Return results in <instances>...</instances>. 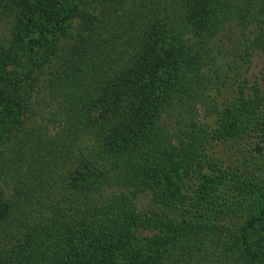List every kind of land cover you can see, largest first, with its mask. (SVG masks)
I'll return each mask as SVG.
<instances>
[{"label":"trees","instance_id":"1","mask_svg":"<svg viewBox=\"0 0 264 264\" xmlns=\"http://www.w3.org/2000/svg\"><path fill=\"white\" fill-rule=\"evenodd\" d=\"M71 2L0 0L1 102L30 101ZM261 56L264 0H100L51 83L63 125L25 131L2 157L12 195L0 188V264H257L246 230L256 217L232 233L189 210L235 176L204 174L195 189L204 195L188 200L186 178L205 165L185 156L210 140L197 116L206 92ZM239 83L243 109L264 106V68ZM228 110L233 121L218 132L234 144L241 112Z\"/></svg>","mask_w":264,"mask_h":264},{"label":"rangeland","instance_id":"2","mask_svg":"<svg viewBox=\"0 0 264 264\" xmlns=\"http://www.w3.org/2000/svg\"><path fill=\"white\" fill-rule=\"evenodd\" d=\"M71 1L69 0L70 4ZM73 5H75L74 12L65 18L63 29L55 39L54 54L41 63L39 71L33 77V93L30 101L18 104L0 101V163L2 157L6 155V148L21 138L25 131L45 125L48 134L54 135L63 125L65 108L51 94V83L63 73L67 60L73 55L77 42L85 32L88 21L99 12L100 0H74ZM42 17L50 19V13L47 11ZM263 68L264 57H256L252 69L246 75L254 80L255 77L260 76ZM241 73L243 76L233 73L234 76L227 81L225 87L208 90L206 99L198 106L197 116L205 127V132L210 134V140L204 152L197 151L196 154L185 156L190 168H195L199 164L205 165L202 172L189 173L186 178V185L190 189L186 191V197L194 201L204 195L195 192L197 186L207 181L204 174L211 175V179L215 182L219 179L226 181L230 175L235 176L234 182L228 181L216 189L211 202L201 199L204 203L202 210L207 211L209 216L201 215V206L194 208L189 205V210L199 209L200 212L192 220L194 222L207 220L208 223L224 228V232L234 233L240 225H247V219L256 217L255 224L246 227V230L251 237V250L257 256V264H264V139L261 138L264 134V106L253 109L241 107L239 82L246 77L243 71ZM228 109L240 110L241 115L236 121L241 123L242 130L248 126L254 128L241 130L239 133L242 132L243 136L234 144L224 142L221 137L224 132H218V129L222 130L223 119H228V122L233 121L231 117L233 113ZM245 157L250 161L246 162ZM252 184L257 186L252 190L254 192L251 195L254 205L251 204L248 194ZM0 188L5 192L2 198L8 200L12 191L9 189V193L8 186L1 180ZM150 202H152L151 197H147L141 201V205L149 208ZM187 205L188 203L185 204Z\"/></svg>","mask_w":264,"mask_h":264}]
</instances>
